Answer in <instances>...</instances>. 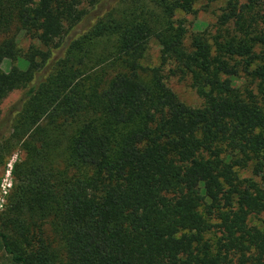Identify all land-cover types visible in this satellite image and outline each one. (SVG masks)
Instances as JSON below:
<instances>
[{
	"label": "trees",
	"instance_id": "1",
	"mask_svg": "<svg viewBox=\"0 0 264 264\" xmlns=\"http://www.w3.org/2000/svg\"><path fill=\"white\" fill-rule=\"evenodd\" d=\"M196 2L0 0V102L23 91L9 133L25 152L0 264H264V0L189 34L177 12Z\"/></svg>",
	"mask_w": 264,
	"mask_h": 264
},
{
	"label": "rangeland",
	"instance_id": "2",
	"mask_svg": "<svg viewBox=\"0 0 264 264\" xmlns=\"http://www.w3.org/2000/svg\"><path fill=\"white\" fill-rule=\"evenodd\" d=\"M226 1L227 0H197L194 6L195 10L192 13L178 11L177 17H182L186 20L189 34L209 31L214 28L217 15L226 4ZM16 28L14 30L18 35L19 46L22 49L27 50L32 43H36L34 39L27 36L18 27ZM141 62L145 66H157L160 64V46L157 42H152L148 53L145 54ZM18 63V61L6 58L2 62V68L8 71L13 65ZM20 64L22 67L26 66V64H23L21 61ZM167 82L179 98L186 104L190 106H200L203 103L202 98L191 86L189 80L180 81L177 78H169ZM22 94L23 91L21 89L14 90L0 102V138H2L0 142V216L6 209L8 198L17 182L13 173L14 164L25 157V152L21 144L10 140L11 135L9 133V128L11 127L9 118L10 110L12 105L21 98ZM241 173L242 175L248 174L246 171H241ZM260 180L264 181L263 178ZM254 223L264 229V214L254 217ZM208 237L214 239L215 233H209ZM3 257L4 252L0 249V260Z\"/></svg>",
	"mask_w": 264,
	"mask_h": 264
}]
</instances>
